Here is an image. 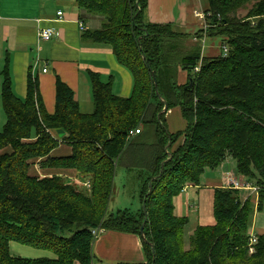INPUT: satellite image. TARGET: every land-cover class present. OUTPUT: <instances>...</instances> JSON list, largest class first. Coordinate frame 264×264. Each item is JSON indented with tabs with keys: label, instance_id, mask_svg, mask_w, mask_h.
<instances>
[{
	"label": "trees",
	"instance_id": "trees-1",
	"mask_svg": "<svg viewBox=\"0 0 264 264\" xmlns=\"http://www.w3.org/2000/svg\"><path fill=\"white\" fill-rule=\"evenodd\" d=\"M77 2L104 22L83 38L112 47L134 78L133 92L118 97L93 76L95 110L82 114L72 89L57 77L56 111L48 114L32 75L26 98L20 99L8 68L2 73L6 123L0 127V264H92V231L99 226L140 235L146 264H264V234L258 235L255 253L248 250L253 217L264 200V0H208L206 19L218 23L208 35L224 38L229 50L227 56L203 58L197 74L192 71L201 57L198 49L182 56L176 47L165 49L168 41L177 46L189 36L172 25L143 22L147 0ZM253 2L259 13L240 20L238 11ZM178 62L192 83L176 85ZM165 102L168 110L180 107L187 122L183 132L168 131ZM140 125L145 130L129 137ZM54 129L66 134L63 143L72 148L70 156L52 157L60 144ZM227 158L239 176L259 187L258 203L254 206L251 197L242 200L240 190L215 189V223L197 227L186 248L189 220L175 214V199ZM38 161L44 168L88 176L91 189L60 175L31 174ZM121 166L141 174L137 213L109 211ZM12 242L54 257L14 256Z\"/></svg>",
	"mask_w": 264,
	"mask_h": 264
},
{
	"label": "crops",
	"instance_id": "crops-1",
	"mask_svg": "<svg viewBox=\"0 0 264 264\" xmlns=\"http://www.w3.org/2000/svg\"><path fill=\"white\" fill-rule=\"evenodd\" d=\"M202 8L203 0H147L142 20L146 24L172 25L189 36V39L192 37L191 44L189 39L185 41L189 51L202 40L196 38L204 30V21L198 17V14L207 11ZM59 11L63 12L61 18L57 15ZM80 24H83L84 30L80 29ZM103 24V19L81 9L77 0H0V127L6 123L2 105V73L7 68L12 76L14 93L20 99L26 98L29 75L38 81L48 114H54L56 111L57 77L72 89L82 114H92L95 110L93 76H97L103 83H108L114 95L129 98L133 92L134 78L128 69L118 63L112 47L83 38L84 33L99 30ZM42 28H54V39L40 41L38 34ZM195 28L202 30L192 34L186 32ZM45 68L46 73L43 72ZM186 76L184 71H180V84L185 83ZM175 113H179L180 118L183 117L179 107L171 109L165 117L168 131L172 134L183 132L187 127L184 117L181 124H177L173 119ZM51 133L60 141L59 147L51 153L52 157L70 156L72 148L63 143L66 134L60 129H54ZM41 162L38 161L30 168L31 174L41 178L60 175L69 181L80 180L74 170L48 169L42 167ZM234 167L230 160L216 169H207L200 185L188 187L176 197L175 214L188 218L186 228L193 226L195 230L199 226L214 225L213 211L208 217V222L200 215L204 203L202 196L205 193L209 196L210 192L213 204L215 189L224 188L227 174L234 172L233 176L238 177ZM122 169L127 177L138 179V198L141 203L140 172L136 168ZM92 250L94 260L98 261V264L147 263L142 237L136 234L106 231L94 243Z\"/></svg>",
	"mask_w": 264,
	"mask_h": 264
},
{
	"label": "rangeland",
	"instance_id": "rangeland-1",
	"mask_svg": "<svg viewBox=\"0 0 264 264\" xmlns=\"http://www.w3.org/2000/svg\"><path fill=\"white\" fill-rule=\"evenodd\" d=\"M203 1H204V8H202V9H204V11L208 10L209 9L208 0H203ZM255 3L256 2L250 3L247 6H245L244 8H242L241 10H239L237 13V17L240 20H248V19L253 20L255 18L254 16L259 13L258 9L255 6ZM217 25H218V23L215 22V26H217ZM202 29L200 28V30H199V28H195V29L186 30V32H188L189 34H192L193 32H195V31L198 32V31H201ZM208 31H206V30L202 31V32H200V35L196 36L197 39L201 38L202 40H200L197 44H195L196 47L190 49L189 51H187V49H186V45H185L186 42L185 41L183 43L178 42V44L176 46L174 43V40H171L172 42L168 41L165 45V49L167 48L166 52L167 53L170 52V50H168V49H170L171 46H173V49L175 47L178 48V52L176 54L181 55V56L183 54L195 53V50L198 49L199 51L197 52V54L199 53L201 57H200V60L198 62V65H196L192 71L193 74H196L195 68L196 67L201 68L202 63H203V58H205V57L216 58L219 56H227V54H228L229 49H228V46L226 44H224V38L214 37V36L210 37L208 35L209 34ZM189 40H190L189 44H191L192 43V37H190ZM187 44H188V41H187ZM201 54H203L205 57L202 56ZM175 61H176V59H175ZM178 66H179L178 68H175L177 70V74H178L177 75L178 81H177L176 85L184 86L193 77H190L189 73H187V71H186L187 69L184 68L183 66H182L183 67V69H182L179 62H178ZM180 71H184L187 75L186 79L184 80L185 83H183V84H180L181 81L179 80ZM155 84H157V82H155ZM174 108H176V107H174ZM171 109H173V108H171ZM171 109H169V110L167 109L164 112L165 117H166V114ZM179 115H180L179 113H175V115L173 117V119H175V121L177 122L178 125H180L181 122L183 121V117L180 118ZM184 121H185V119H184ZM186 125H187V122H186ZM1 127L3 128L4 125L1 124ZM139 128L143 131L145 130V127L143 125H140ZM182 142H183V139H181V141L177 144V146L181 145ZM230 160H231L230 158H227V160L224 162H228ZM77 174L80 178L79 182L72 181V180H70V182L72 184H75L76 186H78L80 188L90 190L91 189V182L89 181V177L84 176L82 174H79L78 172H77ZM233 175H234V172H229L227 174L226 181L229 178H236L237 180H239L242 183H245L246 181H248V179L242 175L239 176L237 174L238 177H234ZM137 183H138V179L129 178V177H127V175H124L122 166L118 168L116 179H115V194H114V196L110 202V205H109V211L110 212L115 214V213H118L119 210L128 209L134 213H137V211L141 208V203H142V202L140 203L139 198H138V192H139L140 184L138 185ZM150 185H151V183H150ZM227 186H228V182H226V185L224 186V188L228 189L229 187H227ZM140 190H142V188ZM232 190H234V189H232ZM240 192H241L242 200H245L246 198L251 197L250 199L252 200L254 206H256V204L258 203L257 196L251 195L250 192L245 191L243 189H241ZM208 193H209V196L206 193H205V195L202 196L204 203L202 205L201 214H200L201 217H205L204 218L205 222H208V217L211 216V213L213 211V204L211 202V198H212L211 196L212 195L210 192H208ZM141 201H142V199H141ZM96 229L100 230V234L97 237L93 236L94 237V239H93L94 243L98 240V238L103 233L108 231L103 226H99ZM193 231H194L193 226H190V227L186 228V230H185L186 248H188L189 237L193 233ZM250 232H252V234H255V235H257L258 233L264 234V200L261 204L260 209L256 208ZM10 251H11V254L14 256L23 257V258H30V259H37V258H43V257H49V258L54 257L53 253H51L49 251L40 250V249L31 247V246L22 245V244L16 243V242L10 243ZM97 262L98 261H96L94 259L92 260V264H98ZM75 264H84V263L77 262Z\"/></svg>",
	"mask_w": 264,
	"mask_h": 264
},
{
	"label": "built area",
	"instance_id": "built-area-1",
	"mask_svg": "<svg viewBox=\"0 0 264 264\" xmlns=\"http://www.w3.org/2000/svg\"><path fill=\"white\" fill-rule=\"evenodd\" d=\"M57 15L59 18L63 17V12L59 11L57 12ZM206 14L202 13V14H198V17L204 20V30L203 31H208L211 27H214V24H211L207 19H206ZM80 29L84 30L83 24H80ZM56 36V30L54 28H42L39 31L38 37L40 39V41L42 42H47V41H51L54 39V37ZM201 70L200 67H196L195 68V72L196 74L199 73ZM44 73L47 72V69L45 68L43 70ZM141 133V129H136V130H132L129 133V137H135L137 135H139ZM228 182V189H234V190H245L250 192L251 195L254 196H259V187L255 186L252 182L250 181H246L245 183L240 182L239 180H237L236 178H229L227 180ZM93 236L97 237L100 234V230H93L92 231ZM258 243V235L252 234L250 233V238L248 241V250H249V254H254L255 253V246Z\"/></svg>",
	"mask_w": 264,
	"mask_h": 264
},
{
	"label": "water",
	"instance_id": "water-1",
	"mask_svg": "<svg viewBox=\"0 0 264 264\" xmlns=\"http://www.w3.org/2000/svg\"><path fill=\"white\" fill-rule=\"evenodd\" d=\"M154 75V74H153ZM190 83H192V80L190 79ZM167 110V105H166V102H165V108H164V110H163V112H165ZM169 145H170V143H169ZM164 166V163L162 164V167ZM152 187V185H150V188ZM145 204L143 205V208H144V213H145V215H146V209H145ZM146 222H147V216H145V220H144V223H143V225L141 226V230H140V232H141V234L143 235V233H144V227H145V225H146ZM154 261H155V256H154Z\"/></svg>",
	"mask_w": 264,
	"mask_h": 264
}]
</instances>
